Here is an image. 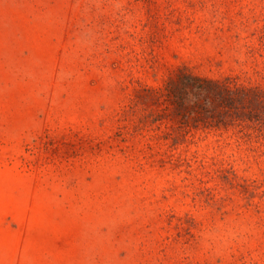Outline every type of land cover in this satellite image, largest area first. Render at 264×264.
I'll return each instance as SVG.
<instances>
[{"label": "rangeland", "instance_id": "obj_1", "mask_svg": "<svg viewBox=\"0 0 264 264\" xmlns=\"http://www.w3.org/2000/svg\"><path fill=\"white\" fill-rule=\"evenodd\" d=\"M193 78L264 91V0H0V264H264V134Z\"/></svg>", "mask_w": 264, "mask_h": 264}, {"label": "trees", "instance_id": "obj_2", "mask_svg": "<svg viewBox=\"0 0 264 264\" xmlns=\"http://www.w3.org/2000/svg\"><path fill=\"white\" fill-rule=\"evenodd\" d=\"M199 84L195 89L198 96L215 94L222 98L227 108L236 110L237 116L253 121L255 129L264 134V91L257 88L231 86L226 82L193 78ZM231 115V114H230Z\"/></svg>", "mask_w": 264, "mask_h": 264}]
</instances>
